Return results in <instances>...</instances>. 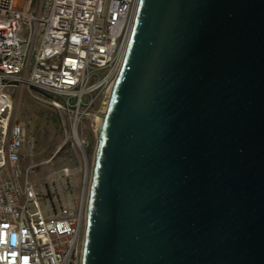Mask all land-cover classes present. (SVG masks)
<instances>
[{
	"label": "water",
	"instance_id": "95a60500",
	"mask_svg": "<svg viewBox=\"0 0 264 264\" xmlns=\"http://www.w3.org/2000/svg\"><path fill=\"white\" fill-rule=\"evenodd\" d=\"M89 115L81 264H264V0H138Z\"/></svg>",
	"mask_w": 264,
	"mask_h": 264
},
{
	"label": "built area",
	"instance_id": "2783aa9c",
	"mask_svg": "<svg viewBox=\"0 0 264 264\" xmlns=\"http://www.w3.org/2000/svg\"><path fill=\"white\" fill-rule=\"evenodd\" d=\"M137 3L0 0V264H81L85 198L56 210L41 206L40 189L27 179L31 167L21 166L30 154L25 129L13 119V95L25 88L51 107L84 153L80 124L106 107Z\"/></svg>",
	"mask_w": 264,
	"mask_h": 264
},
{
	"label": "rangeland",
	"instance_id": "374dc122",
	"mask_svg": "<svg viewBox=\"0 0 264 264\" xmlns=\"http://www.w3.org/2000/svg\"><path fill=\"white\" fill-rule=\"evenodd\" d=\"M13 119L22 124L27 135L26 153L30 156L22 160L21 166L23 170L31 167L27 179L40 189L41 206L56 210L60 205L77 203L82 196L86 198L96 119L86 117L80 124L78 135L88 141L84 153L64 133L57 113L33 100L25 88L13 95Z\"/></svg>",
	"mask_w": 264,
	"mask_h": 264
},
{
	"label": "bare ground",
	"instance_id": "6f19581e",
	"mask_svg": "<svg viewBox=\"0 0 264 264\" xmlns=\"http://www.w3.org/2000/svg\"><path fill=\"white\" fill-rule=\"evenodd\" d=\"M122 60H123V56H115V69H120ZM115 77L116 76H113V81H114ZM113 81H110V90H111ZM109 93H110V91H109ZM97 121H98V117H96V122ZM85 200H86V198H85ZM82 243H83V233H82V236H81V239H80V247H82Z\"/></svg>",
	"mask_w": 264,
	"mask_h": 264
}]
</instances>
